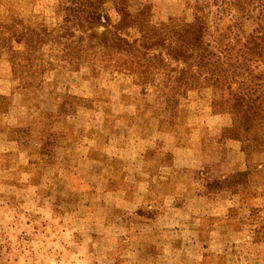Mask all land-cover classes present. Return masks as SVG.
<instances>
[{"label": "rangeland", "instance_id": "rangeland-1", "mask_svg": "<svg viewBox=\"0 0 264 264\" xmlns=\"http://www.w3.org/2000/svg\"><path fill=\"white\" fill-rule=\"evenodd\" d=\"M142 3L154 22L204 6ZM56 4L0 0V38L15 21L60 25ZM207 6L211 24L232 23ZM43 53L54 67L23 88L0 52V264H264V143L227 139L231 117L210 89L188 92L167 123L159 87L91 63L72 71L53 44ZM250 171L237 193L206 187Z\"/></svg>", "mask_w": 264, "mask_h": 264}, {"label": "trees", "instance_id": "trees-1", "mask_svg": "<svg viewBox=\"0 0 264 264\" xmlns=\"http://www.w3.org/2000/svg\"><path fill=\"white\" fill-rule=\"evenodd\" d=\"M203 2L192 20L154 22L152 3L134 8L133 0H57L54 7L62 17L60 25L15 21L3 27L0 52L10 56L12 73L23 88L38 86L42 74L54 67V59L43 53L49 44L59 51L56 60L72 71L91 63L108 68L111 74L138 76L142 85L161 89L169 112L167 123L177 116V106L188 92L210 89L231 117L226 138L249 141L255 147L261 139L264 143V0ZM206 5L216 8L219 21L230 18L232 23L223 29L220 23L211 24L204 14ZM250 20L254 28L243 32V24ZM66 105L68 98L60 108ZM6 106L7 98L0 96V113ZM249 174L209 179L206 187L235 192L247 183ZM256 234L257 241L264 242V226Z\"/></svg>", "mask_w": 264, "mask_h": 264}]
</instances>
